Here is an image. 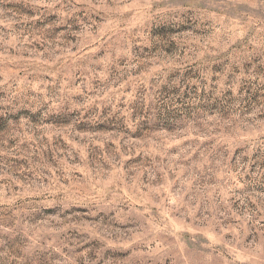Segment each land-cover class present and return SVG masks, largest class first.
<instances>
[{
    "label": "rangeland",
    "instance_id": "1",
    "mask_svg": "<svg viewBox=\"0 0 264 264\" xmlns=\"http://www.w3.org/2000/svg\"><path fill=\"white\" fill-rule=\"evenodd\" d=\"M0 264H264V0H0Z\"/></svg>",
    "mask_w": 264,
    "mask_h": 264
}]
</instances>
